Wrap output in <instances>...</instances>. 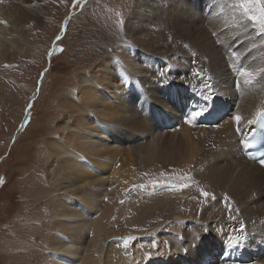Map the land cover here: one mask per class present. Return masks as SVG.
<instances>
[{
	"label": "bare ground",
	"instance_id": "6f19581e",
	"mask_svg": "<svg viewBox=\"0 0 264 264\" xmlns=\"http://www.w3.org/2000/svg\"><path fill=\"white\" fill-rule=\"evenodd\" d=\"M136 1L133 42L86 58L77 92L58 102L59 134L45 141L60 179L50 264H264V165L243 153L264 112V30L249 18L260 9ZM37 3L0 0V62L25 51ZM125 201L148 227L124 249L130 261L105 223Z\"/></svg>",
	"mask_w": 264,
	"mask_h": 264
},
{
	"label": "rangeland",
	"instance_id": "374dc122",
	"mask_svg": "<svg viewBox=\"0 0 264 264\" xmlns=\"http://www.w3.org/2000/svg\"><path fill=\"white\" fill-rule=\"evenodd\" d=\"M251 1L245 5L260 9L261 16L262 4ZM136 4V0H38L41 20L20 40L25 41V51H16L11 63L0 62V264H50L47 239L56 229L49 193L60 179L54 176L57 158L45 141L59 134L54 127L58 102L77 92L76 76L89 69L86 58L90 65L99 62L105 46L118 56L119 49L133 42L127 30ZM116 209L105 223L122 232L114 237L120 242L116 252L130 261L124 249L134 233L148 227L127 201ZM133 218L142 221L133 224ZM113 255L117 261L119 253Z\"/></svg>",
	"mask_w": 264,
	"mask_h": 264
},
{
	"label": "snow or ice",
	"instance_id": "6c2138e0",
	"mask_svg": "<svg viewBox=\"0 0 264 264\" xmlns=\"http://www.w3.org/2000/svg\"><path fill=\"white\" fill-rule=\"evenodd\" d=\"M256 2L262 4V14H261V16H259V17H257V16H250L249 18H250L253 22H255V23H259V24L261 25L262 30H264V0H256ZM242 7L245 8V11H246V12L248 11L247 5H242ZM241 75H245V76H246V75H248V73H247V72H242ZM210 94H211V93H210ZM203 115H205V112H204V109L201 108L198 112L195 113V117H190V118H198V117H201V116H203ZM241 120H242V117H240V116H236V117H235V121L237 122L238 125H239V123L241 122ZM245 146H247V145H245ZM184 187H188V185H184ZM181 190H182V189H181ZM202 195H203L205 198L209 197V193H207V192H203V191H202ZM244 231H245V229L242 227V228L240 229L241 236H240L239 239L236 240V242H237L238 244L241 243V242H243V241L246 239V237L243 235V234H244Z\"/></svg>",
	"mask_w": 264,
	"mask_h": 264
},
{
	"label": "clouds",
	"instance_id": "9594fccd",
	"mask_svg": "<svg viewBox=\"0 0 264 264\" xmlns=\"http://www.w3.org/2000/svg\"><path fill=\"white\" fill-rule=\"evenodd\" d=\"M68 24H69V21L66 22V25H67V26H68Z\"/></svg>",
	"mask_w": 264,
	"mask_h": 264
}]
</instances>
